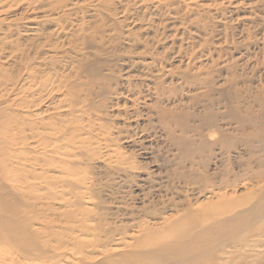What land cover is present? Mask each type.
<instances>
[{
	"label": "rangeland",
	"instance_id": "1",
	"mask_svg": "<svg viewBox=\"0 0 264 264\" xmlns=\"http://www.w3.org/2000/svg\"><path fill=\"white\" fill-rule=\"evenodd\" d=\"M182 1L0 0L9 80L0 88V264H126L145 236L189 211L210 219L262 198L259 155L181 166L177 124L162 113L201 124L209 113L223 127L216 115L227 107L203 109L186 75H211L220 93L241 94L257 112L249 99L264 96V0ZM93 66L96 81L85 73ZM221 135L190 133L189 152ZM261 224L242 229L243 245L264 246Z\"/></svg>",
	"mask_w": 264,
	"mask_h": 264
},
{
	"label": "bare ground",
	"instance_id": "2",
	"mask_svg": "<svg viewBox=\"0 0 264 264\" xmlns=\"http://www.w3.org/2000/svg\"><path fill=\"white\" fill-rule=\"evenodd\" d=\"M258 22L264 27V19H258ZM28 65L26 64V73L23 79L25 87L29 86V79L32 77V69ZM1 73L0 71V88L4 86V83L9 81L5 80ZM85 73L90 77L91 81H96V78L98 79L99 77L97 66L87 68ZM214 85V79L211 75L203 79H200L198 75H186L183 83L185 90L203 92V95L206 97V102L202 106L203 109L208 110L213 105L220 104H222L223 109L227 107L226 112L222 113L223 116H221L222 114L216 115V117H219L223 121V127H220V123H214L219 122V120L213 117L210 118L209 113H204V117L208 118L205 124H201L199 116L196 115L162 113V119L166 122L172 124L175 122L177 124L179 137L175 139L173 144L176 143L177 151L183 155L180 165L183 166L185 162H188L190 168L193 169L211 161L212 154L214 159L220 156H230L235 150L241 151L242 154L249 150L253 155L260 156V163L264 162V96L249 99V102L253 103L257 108V112L254 113L252 112L253 109H247L245 106L240 105L246 102L240 93V95L237 92H232L231 95L220 93L222 92L221 89L214 88ZM230 85L235 86L232 82ZM43 87L44 83L39 82L37 91H41ZM100 90L101 92H109L104 84H101ZM26 91L29 93L28 87ZM215 91L220 93L219 96L214 95L216 97H213V94H216ZM211 92L212 95H210ZM193 100H198V98H194ZM193 100L191 105L193 104ZM0 103L2 102L0 101ZM200 126L203 127L200 128ZM237 132L240 134L239 136L236 135ZM190 133H194L195 136L200 138H207V140L211 139L212 135L219 136L222 133L223 135L217 141H213L212 144L204 142L203 144H199L192 152H189L191 142L187 140V137ZM195 172H198V167L195 169ZM228 186L226 185V187ZM226 187L221 185L217 190L224 192ZM227 189H231V187ZM259 191L263 193L262 198L257 199L258 201L256 200L257 202L253 207L237 213L215 209L212 213L213 217L210 219L205 218L206 215H204L205 217H201L198 214H194L196 212L190 213L189 211V213H185L173 221L163 234L145 236V239H142L139 246H137L135 256L132 255L129 259L125 257L126 264H261L262 262L259 258L261 256L260 249L264 246H260L257 243L247 246L243 245L242 243H247L248 241L242 242L241 237H239L243 228L250 227L255 222L262 223V228H264V185ZM212 193L213 191H211ZM207 213L209 214V211ZM2 229L4 228L0 224V234L3 232ZM23 246L25 245L23 244ZM244 248L246 250H242ZM115 255L118 256L117 254ZM118 258H122L121 260L123 261L124 257L118 256ZM15 259L14 261H17ZM18 262L20 261L18 260ZM8 264H15V262L11 261Z\"/></svg>",
	"mask_w": 264,
	"mask_h": 264
}]
</instances>
